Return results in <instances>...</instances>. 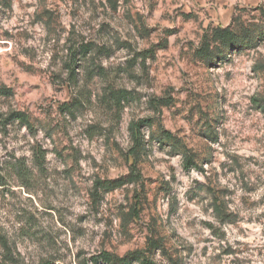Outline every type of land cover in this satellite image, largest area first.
<instances>
[{"label":"clouds","instance_id":"clouds-1","mask_svg":"<svg viewBox=\"0 0 264 264\" xmlns=\"http://www.w3.org/2000/svg\"><path fill=\"white\" fill-rule=\"evenodd\" d=\"M0 264H264V0H0Z\"/></svg>","mask_w":264,"mask_h":264}]
</instances>
